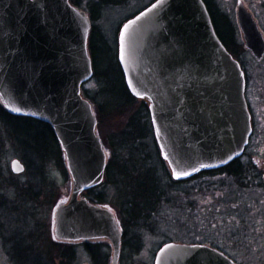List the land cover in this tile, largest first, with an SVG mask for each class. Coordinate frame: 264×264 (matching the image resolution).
<instances>
[{"label":"water","instance_id":"obj_1","mask_svg":"<svg viewBox=\"0 0 264 264\" xmlns=\"http://www.w3.org/2000/svg\"><path fill=\"white\" fill-rule=\"evenodd\" d=\"M240 18L261 57L264 45L249 14L243 10ZM90 31L89 15L70 0H0V103L13 116L49 124L63 151L72 191L53 208L54 240L108 242L110 264H120L121 221L110 205L82 196L103 182L108 161L94 106L81 90L94 75ZM119 61L130 92L150 102L174 179L242 155L251 134L245 78L204 0H157L123 26ZM11 169L21 174L25 166L14 159ZM154 264L237 263L200 243L168 242Z\"/></svg>","mask_w":264,"mask_h":264},{"label":"rangeland","instance_id":"obj_2","mask_svg":"<svg viewBox=\"0 0 264 264\" xmlns=\"http://www.w3.org/2000/svg\"><path fill=\"white\" fill-rule=\"evenodd\" d=\"M79 2L80 7L90 15L96 11L97 0H79ZM219 2L231 5L232 0H219ZM133 8L134 6L99 5L95 25L104 30L107 39L113 45L116 46L118 30L124 17L131 15ZM103 57L104 55L101 56L103 64L100 62L99 65L101 70L107 64ZM113 71L114 78H117V71L115 69ZM249 71L251 78H264L263 69L255 73ZM96 77L84 84L83 94L95 103L97 131L108 152L111 173L107 175L105 184L93 190L92 195H104V202L113 207L122 224H125L123 227L127 232L123 241L120 264H154L156 253L164 243L170 241L203 243L208 237H216L227 242L232 255H235L236 250L240 248L244 251L251 249L250 255L254 253L262 256L264 231L260 229L257 230V234L261 233V236L252 241L254 244L246 245L244 242H240L239 245L232 244L238 229L240 235L246 231L243 227L246 219H251L254 215V219L258 220L264 216L263 198L257 197V193L253 191L239 189L234 176L224 173L187 182H173L169 166L160 155L154 132H150L145 141L144 156L148 158L145 160L147 163L145 166L148 170L141 163L136 162L135 166L140 168L139 175L114 174L120 168L118 164L122 162L121 157L135 158L134 149L117 150L112 144V138L119 136L118 127L125 124L129 113L120 115L111 106L106 109L103 107L105 100L109 106L116 99L114 96L105 97L104 91L101 90L104 88L103 83ZM118 86L115 80L108 84L110 89ZM40 139L44 143L46 140L49 142L54 140L51 134L42 135ZM1 150L0 264H32V262L60 264L62 259L59 257V250L65 243L57 242L53 238L52 211L59 200L70 197L72 184L57 164H47L43 167L45 180L41 183L39 181L45 193L28 198L24 192L25 186L21 184L29 177L22 153L9 142L2 146ZM14 159H19L25 166L21 174H14L11 170V162ZM145 172L148 173L147 178L144 176ZM11 174L16 175L17 178H13ZM31 174L30 172L29 175ZM152 176H155V181ZM52 182L56 185L55 193H52L53 190L47 192V187ZM128 184L130 185L126 186ZM155 184L158 188L155 197L161 198L154 197L152 200L154 206H145L146 209H142L144 217L132 214L133 208L138 211L142 208L137 199L139 196L135 197V195L143 194L146 188L152 189ZM74 248L73 264H110L112 248L107 243L98 245L97 253L101 257L98 263L86 245H77Z\"/></svg>","mask_w":264,"mask_h":264},{"label":"trees","instance_id":"obj_3","mask_svg":"<svg viewBox=\"0 0 264 264\" xmlns=\"http://www.w3.org/2000/svg\"><path fill=\"white\" fill-rule=\"evenodd\" d=\"M71 2L75 5H79V0H71ZM108 5L107 1H98L96 11L93 13V15H90L93 19H96V17L99 14L98 7L99 5ZM111 6V5H108ZM94 27L91 31L92 35V48H93V54L95 59V76L98 78L102 83L104 88L101 90L104 91V95L107 98V96H114L116 101H113L111 104L106 102L104 103V108L107 107H113L114 110H116L120 115L128 114L126 116L125 124L120 125L118 127L117 131L119 133V136H114L112 138V144L116 147L117 150L119 149H125L127 151H130V149L135 150V158L129 159L125 158L124 156L121 157L122 162L118 164L120 166L119 170L114 174L119 176V174L123 175H131V176H137L139 175L140 168L135 166V163H141V165L146 168V161L148 158L144 156L145 149V141L147 137L149 136L150 132H153L152 126L149 121V114L148 109L146 106H141L137 108L136 106V99L133 97V95L130 93L129 89L127 88L126 84L124 83V77L121 68L118 65L117 62V54L116 50L114 48H111L107 45L108 39L101 35V33ZM90 35V37H91ZM90 42V41H89ZM104 55V62L106 61V66H104L103 70L100 69L99 65L101 61V56ZM116 71V77L114 78V71ZM118 73V74H117ZM116 81L119 86L117 88L110 89L108 87L109 82ZM118 80V81H117ZM85 97L89 99L86 95ZM93 106L95 107V103L89 99ZM124 107V108H123ZM125 117V116H124ZM47 134H51L53 137V142H49L46 140V143L42 142L40 139V136H46ZM13 144L18 151L22 153V159L28 168L27 171V177L28 179L21 184L25 186L24 192L27 194L28 198L34 197L37 194L45 193V190H43V187L40 183L45 180L43 177V167L47 164L50 165L51 163L57 164L61 170H63L64 174L67 176V180L69 179V174L66 168L65 160L63 157V152L59 146V143L56 139V136L53 133V129L51 126L47 123H43L41 121L35 120L33 118L29 117H18L13 116L9 114L5 108L0 103V169H1V147L4 146L6 143ZM140 154H142L140 156ZM138 156V157H137ZM65 165V167H64ZM110 163L107 166L106 169V178L107 175L111 173L110 171ZM148 170V169H147ZM32 173L29 175V173ZM149 172L151 170L149 169ZM113 174V172H112ZM152 174V172H151ZM13 178H17L16 175H12ZM38 176H41L38 178ZM144 176L147 178L148 173L145 172ZM203 173H200L197 175L196 178H202ZM105 178V179H106ZM120 178V177H119ZM152 178L155 181V176ZM42 179V180H41ZM122 180V179H121ZM33 183L36 184L34 185ZM177 183V182H175ZM130 184L126 185L129 186ZM18 189V187H16ZM0 189H1V181H0ZM157 186L156 184L152 187V189L146 188L141 195H135L139 196L137 199L139 200V203L141 204L142 208L140 211L136 210V208H133L132 214L144 217L145 215L142 214L143 210L147 207H153L154 202H152L153 198L155 197L157 193ZM50 190H53L55 193L56 185L52 182L51 185L47 187V192ZM92 191L87 193V196H91ZM2 196V194H1ZM155 198H161L156 196ZM89 199L92 202L97 203H105L104 202V195L102 194H95L92 197H89ZM156 201V200H155ZM159 201V200H158ZM135 205V204H134ZM136 206L138 204L136 203ZM140 214V215H139ZM125 224L123 223L122 227ZM126 232L123 227V241L126 236ZM101 243H107V242H88L86 243V246L88 250L92 251L94 260L98 263L101 260L100 255L97 253L98 245ZM109 245V243H107ZM124 244V243H123ZM75 246L70 244H65L63 246H60L59 250V257L62 259V262L60 264H73V261L75 259ZM23 249V247L21 248ZM21 251V250H19ZM30 263V262H28ZM34 264V262H32ZM41 264V263H38Z\"/></svg>","mask_w":264,"mask_h":264},{"label":"flooded vegetation","instance_id":"obj_4","mask_svg":"<svg viewBox=\"0 0 264 264\" xmlns=\"http://www.w3.org/2000/svg\"><path fill=\"white\" fill-rule=\"evenodd\" d=\"M97 1L100 2L103 0ZM105 1L109 3L108 5L114 7L134 6L133 11L130 12L132 14L125 16L119 27L118 36L116 38V46L113 45L109 40L107 41V45L116 50L117 62L122 70L119 61L121 29L125 23L151 6L157 0ZM204 2L207 6L214 29L219 39L228 52L239 63L244 74L245 98L250 114L251 134L248 144L244 148L243 154L239 158L220 169L203 171V177L228 173L229 175L235 177L239 189H246L248 191L257 193L256 196L263 198L262 202H264V78H251L249 71L251 70L253 73H255L259 69L264 70V50L261 57H258L255 54L257 42H252L249 44L246 38L244 26L240 18V12L245 10L249 14L257 34L260 36V42L264 45V0H232L231 5L220 3L219 0H204ZM139 6H141V8H139ZM97 17L96 19L91 17L92 29H94V27L96 28L95 20L98 19ZM97 27L101 35L106 37L104 30L99 26ZM89 46L95 75V59L92 48V35L90 37ZM124 83L126 84L125 77ZM135 99L137 108L141 106L147 107L149 121L153 130L149 103L144 99ZM173 181L175 182V180ZM251 217V219H246L245 223L243 224V227L246 230L243 235H240V230L238 229L239 227H236L238 231L233 237L232 244L239 245L240 242H244L246 245H249L250 243L254 244L252 241L258 239L261 236V233L257 234V230L260 229L264 231V216L258 220L254 219V215ZM203 245L225 254L237 264H264V253H262V256L254 255V253L253 255H250L251 252L249 251L251 249L244 251L238 248L236 250L237 253L232 255L227 247V242L222 241V239H217L216 237H208L207 239H204Z\"/></svg>","mask_w":264,"mask_h":264},{"label":"snow or ice","instance_id":"obj_5","mask_svg":"<svg viewBox=\"0 0 264 264\" xmlns=\"http://www.w3.org/2000/svg\"><path fill=\"white\" fill-rule=\"evenodd\" d=\"M18 110V109H17Z\"/></svg>","mask_w":264,"mask_h":264}]
</instances>
